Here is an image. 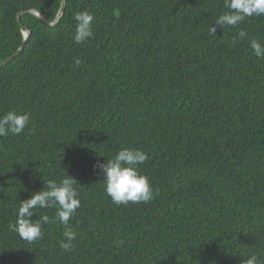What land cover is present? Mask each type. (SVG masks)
Masks as SVG:
<instances>
[{
	"label": "trees",
	"instance_id": "obj_1",
	"mask_svg": "<svg viewBox=\"0 0 264 264\" xmlns=\"http://www.w3.org/2000/svg\"><path fill=\"white\" fill-rule=\"evenodd\" d=\"M60 2L0 0V62L23 44L16 15L51 21ZM81 11L94 37L77 45ZM224 11L223 0H66L55 28L21 16L31 33L0 68V115L30 120L0 137V264H264V59L250 47L264 44V16L213 35ZM122 148L149 156L147 203L105 192L94 166ZM67 175L80 199L68 225L37 208L43 237L20 239L9 228L20 201Z\"/></svg>",
	"mask_w": 264,
	"mask_h": 264
},
{
	"label": "clouds",
	"instance_id": "obj_2",
	"mask_svg": "<svg viewBox=\"0 0 264 264\" xmlns=\"http://www.w3.org/2000/svg\"><path fill=\"white\" fill-rule=\"evenodd\" d=\"M226 9L214 20L210 26V32L215 35L217 27H237L247 18L264 16V0H223ZM94 16L87 12H77L74 16L75 31L72 40L80 45L94 37ZM247 33L238 32V38L243 40ZM236 39L232 43L235 44ZM253 54L264 59V44L256 39L250 40ZM79 63V60L76 61ZM28 112L10 110L0 115V137L9 134L19 135L29 124ZM149 159L148 154L138 148H122L106 162H101L94 167L103 173V184L107 196L116 205H128L129 203H147L153 199V189L147 176L141 174L140 166ZM77 182L70 176L56 180H48L43 184V189L32 193L29 198L20 201L16 211V220L9 225L18 237L29 243L43 237L42 224H48V215H42L40 220L33 222L31 219L37 208H55L53 219L61 225L67 226L75 211L80 207V199L74 185ZM65 241L61 242L64 250H69L71 241L76 239L77 233L66 227L63 233ZM245 264H257V257L248 258Z\"/></svg>",
	"mask_w": 264,
	"mask_h": 264
},
{
	"label": "water",
	"instance_id": "obj_3",
	"mask_svg": "<svg viewBox=\"0 0 264 264\" xmlns=\"http://www.w3.org/2000/svg\"><path fill=\"white\" fill-rule=\"evenodd\" d=\"M65 7H66V0H61L59 10H58L56 16L54 17V19L51 21L47 20L44 15H42L40 12H38L35 9H29L27 11L19 12L16 15V22L18 23L19 28H20L21 33H22V36H23V44L10 57H8L7 59L0 62V68L7 65L9 62H11V60H13L16 56L19 55V53L23 49L24 42L27 40V38L29 37V35L31 33V31L29 29H27L24 25H22L21 20H20L22 15L31 14V15L35 16L37 19H39L41 22L46 23L50 27L55 28V27H57L60 19L64 15Z\"/></svg>",
	"mask_w": 264,
	"mask_h": 264
}]
</instances>
